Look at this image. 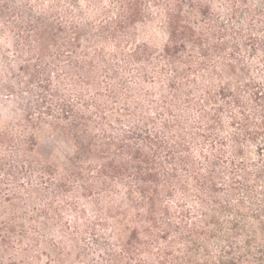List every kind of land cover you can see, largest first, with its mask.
<instances>
[{
	"label": "trees",
	"instance_id": "1",
	"mask_svg": "<svg viewBox=\"0 0 264 264\" xmlns=\"http://www.w3.org/2000/svg\"><path fill=\"white\" fill-rule=\"evenodd\" d=\"M0 39V264H264V0H0Z\"/></svg>",
	"mask_w": 264,
	"mask_h": 264
},
{
	"label": "rangeland",
	"instance_id": "2",
	"mask_svg": "<svg viewBox=\"0 0 264 264\" xmlns=\"http://www.w3.org/2000/svg\"><path fill=\"white\" fill-rule=\"evenodd\" d=\"M6 49H10V44L8 43L7 40L0 39V54L2 52L8 51ZM7 73H11V71L8 70ZM5 76L6 74H0V90L2 91V93L0 94L1 96L3 94L7 95L11 93L10 90H5L6 86L2 82ZM1 96H0V99L2 97H5V96H2V97ZM15 97L16 95L14 94L12 98L15 99ZM37 136H38V143H37L36 151L42 159L52 160L55 157H59L61 154L65 155L66 153L70 151L69 143L59 131H51L47 129L41 130V131H38Z\"/></svg>",
	"mask_w": 264,
	"mask_h": 264
}]
</instances>
